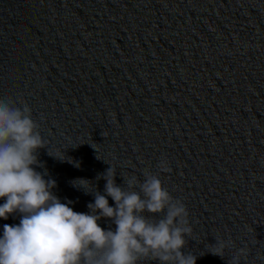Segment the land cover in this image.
Returning <instances> with one entry per match:
<instances>
[{"label":"water","instance_id":"obj_1","mask_svg":"<svg viewBox=\"0 0 264 264\" xmlns=\"http://www.w3.org/2000/svg\"><path fill=\"white\" fill-rule=\"evenodd\" d=\"M9 97L31 107L47 143L34 167L75 211L94 195L73 181L105 194L109 167L118 185L147 167L186 205L196 264L245 246L240 264H264V0H0ZM19 222L0 218V235ZM229 237L223 258L209 251Z\"/></svg>","mask_w":264,"mask_h":264},{"label":"clouds","instance_id":"obj_2","mask_svg":"<svg viewBox=\"0 0 264 264\" xmlns=\"http://www.w3.org/2000/svg\"><path fill=\"white\" fill-rule=\"evenodd\" d=\"M46 146L31 107L11 97L0 99V218L20 215L18 224L3 225L0 264H196L193 253L182 251L192 233L187 207L164 187L159 173L146 167L142 180L130 174L118 185L111 166L100 174L105 194L95 186L90 190V180L78 178L73 186L92 193L94 202L88 203V212H77L70 206L73 201L62 202L55 195L56 181L34 167L42 166L38 149ZM48 154L80 166L64 153ZM158 167L171 171L167 157ZM101 218H110L116 227L102 228ZM233 245L231 237L221 238L209 251L223 258ZM247 255V246L239 248L231 264H240Z\"/></svg>","mask_w":264,"mask_h":264}]
</instances>
